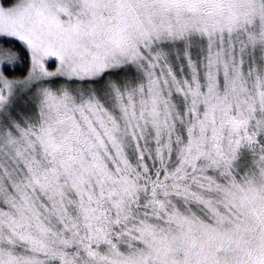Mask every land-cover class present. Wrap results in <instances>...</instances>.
I'll use <instances>...</instances> for the list:
<instances>
[{"label":"snow or ice","instance_id":"snow-or-ice-1","mask_svg":"<svg viewBox=\"0 0 264 264\" xmlns=\"http://www.w3.org/2000/svg\"><path fill=\"white\" fill-rule=\"evenodd\" d=\"M0 264H264V0H0Z\"/></svg>","mask_w":264,"mask_h":264},{"label":"rangeland","instance_id":"rangeland-1","mask_svg":"<svg viewBox=\"0 0 264 264\" xmlns=\"http://www.w3.org/2000/svg\"><path fill=\"white\" fill-rule=\"evenodd\" d=\"M54 67H55V65L53 64V65H51L50 66V70H54Z\"/></svg>","mask_w":264,"mask_h":264}]
</instances>
